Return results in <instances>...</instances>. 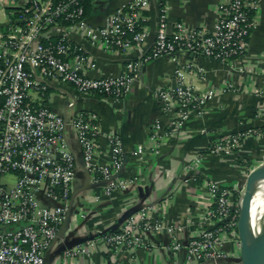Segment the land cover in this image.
Listing matches in <instances>:
<instances>
[{
    "label": "built area",
    "instance_id": "built-area-1",
    "mask_svg": "<svg viewBox=\"0 0 264 264\" xmlns=\"http://www.w3.org/2000/svg\"><path fill=\"white\" fill-rule=\"evenodd\" d=\"M86 1L0 0L1 6L11 8L7 31L0 34V264H44V252L60 235L69 213L78 164L68 143L69 126L82 151L80 164L91 180L101 184L109 196L127 188L120 176L127 152L121 138L115 133L106 136L110 160L101 161L98 115L94 111L71 117L59 114L45 103L44 93L50 85L56 81L79 93L120 98L131 91L144 63L157 58L173 60L175 54L182 53L185 60L176 63L172 85L153 93L162 115H170L166 125L157 117L150 129L152 152L158 154L168 133L183 128L191 116H202L206 103L214 97L213 90L200 93L185 81L193 65L188 57L220 62L241 57L255 25L257 5V0L220 2L208 31L180 21L170 27L163 8L157 17L153 42L140 59L126 61L119 75L91 77L88 71L92 64L85 44L121 54L142 45L148 37L142 24L144 12L151 0H127L115 7L102 24L89 22ZM253 132L242 129L224 133L208 150L232 156L234 148H239ZM144 151L143 145L132 150L140 157ZM199 163L200 158H195L187 170ZM6 176L14 177V182L8 184ZM135 180V186L142 185V177ZM233 190L223 181L209 180L204 184L211 204L197 211L202 230L186 244L190 262L224 256L217 249L222 238H237L234 218L238 217L240 205L233 199ZM150 208L142 205L104 236L109 264H134V251L147 248L146 235L156 232H166L173 241L171 247H179L176 235L183 226L163 217L150 219ZM63 252L77 251L70 248Z\"/></svg>",
    "mask_w": 264,
    "mask_h": 264
},
{
    "label": "crops",
    "instance_id": "crops-1",
    "mask_svg": "<svg viewBox=\"0 0 264 264\" xmlns=\"http://www.w3.org/2000/svg\"><path fill=\"white\" fill-rule=\"evenodd\" d=\"M126 1L91 0L87 18L91 23L102 24L115 7ZM222 1L225 0H151L142 23L148 32L146 42L125 54L85 44L92 64L88 75H119L126 61L140 59L153 42L157 17L163 8L170 27L173 22L180 21L208 31ZM7 8L10 7L0 5L5 18L0 21V34L6 33L11 20V8ZM254 17L248 47L241 57L229 62L188 57L193 65L185 81L200 93L213 90L214 97L206 103L202 116H191L183 128L168 133L158 154L152 152L150 129L157 117L166 125L170 115H162L153 93L160 87L172 85L176 63L185 60L182 53L175 54L173 60L157 58L144 63L131 91L120 98L79 93L70 85L56 81L50 85L45 103L59 114L71 117L78 112L94 111L98 115L101 161L110 160L106 136L115 133L121 138L127 152L120 176L127 188L109 196L101 184L91 180L80 164L82 151L69 126L68 143L78 164L67 220L60 235L44 252V264H109L104 236L119 227L127 211L135 212L142 205L151 207L148 210L150 219L163 217L169 222H180L183 227L176 235L177 249L171 247L173 241L166 232L144 236L148 247L134 251V264H240L235 237L222 238L217 249L225 253L224 256L200 262L188 260L186 244L202 230L197 211L211 204L204 191L206 181L232 185L245 166L240 161L246 157L245 149L249 146L260 148L264 143V0H257ZM242 129L254 132L239 148H234L232 156H220L208 150L217 137ZM139 145L145 147L143 157L132 152ZM197 157L200 163L188 171L187 166ZM138 177H142L139 181L142 185L137 187L133 183ZM70 248L77 252L64 254L63 251Z\"/></svg>",
    "mask_w": 264,
    "mask_h": 264
},
{
    "label": "water",
    "instance_id": "water-1",
    "mask_svg": "<svg viewBox=\"0 0 264 264\" xmlns=\"http://www.w3.org/2000/svg\"><path fill=\"white\" fill-rule=\"evenodd\" d=\"M255 175L264 177V165L259 166V168L253 170L247 177L245 183V189L243 192V196L241 198V205L239 207V216L237 220V229L239 226V221L241 217L247 218L250 210V201L252 195V181ZM134 212V210H129L125 213V216ZM124 216V217H125ZM243 237H241L238 232V237L240 242V250L241 256L240 261L241 264H264V231L258 236H252L248 248L243 246V242L241 241Z\"/></svg>",
    "mask_w": 264,
    "mask_h": 264
},
{
    "label": "bare ground",
    "instance_id": "bare-ground-1",
    "mask_svg": "<svg viewBox=\"0 0 264 264\" xmlns=\"http://www.w3.org/2000/svg\"><path fill=\"white\" fill-rule=\"evenodd\" d=\"M251 189L249 214L239 221V230L244 236L241 241L245 248H248L252 236H258L264 231V177L255 176Z\"/></svg>",
    "mask_w": 264,
    "mask_h": 264
},
{
    "label": "rangeland",
    "instance_id": "rangeland-1",
    "mask_svg": "<svg viewBox=\"0 0 264 264\" xmlns=\"http://www.w3.org/2000/svg\"><path fill=\"white\" fill-rule=\"evenodd\" d=\"M5 18L2 15V12L0 10V21H4ZM253 131V129H251ZM246 152V157L241 158V163L243 162L245 164L244 168H242L238 175L235 177V179H237V181L235 180L232 183V187L233 189L236 191V204L239 205L241 203V198L243 196V192L245 189V183H246V179L248 177V175L255 169L259 168V166L264 165V143H262L260 148H256L253 146H249L245 149ZM238 157V156H237ZM236 157V158H237ZM239 161V160H237ZM258 176V175H255ZM254 176V177H255ZM253 177V179H254ZM4 180L8 183L11 184L14 182V177L12 176H6L4 178ZM234 193V192H233ZM232 193V195H233ZM238 232L240 233L241 237L244 238L243 233L240 232L239 230V226L238 229L236 227V235L238 237ZM238 241V255H239V260H240V256H241V250H240V242L239 239H237Z\"/></svg>",
    "mask_w": 264,
    "mask_h": 264
},
{
    "label": "trees",
    "instance_id": "trees-1",
    "mask_svg": "<svg viewBox=\"0 0 264 264\" xmlns=\"http://www.w3.org/2000/svg\"><path fill=\"white\" fill-rule=\"evenodd\" d=\"M91 1L90 0H87L86 2H85V9H86V12H88L89 11V9H90V5H91V3H90ZM10 8H7V10H9ZM252 30V29H251ZM48 92H49V89H47V91L44 93V96H45V98L47 97V94H48ZM1 105H2V98H0V107H1ZM233 199L235 200L236 199V191L235 190H233ZM238 216H239V214H238ZM234 220H238V217L235 219L234 218ZM221 226V225H220ZM237 226V225H236Z\"/></svg>",
    "mask_w": 264,
    "mask_h": 264
}]
</instances>
